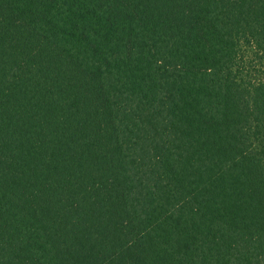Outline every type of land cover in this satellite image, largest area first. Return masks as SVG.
Wrapping results in <instances>:
<instances>
[{"label":"trees","instance_id":"trees-1","mask_svg":"<svg viewBox=\"0 0 264 264\" xmlns=\"http://www.w3.org/2000/svg\"><path fill=\"white\" fill-rule=\"evenodd\" d=\"M0 264H264V0H0Z\"/></svg>","mask_w":264,"mask_h":264}]
</instances>
